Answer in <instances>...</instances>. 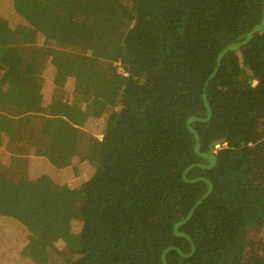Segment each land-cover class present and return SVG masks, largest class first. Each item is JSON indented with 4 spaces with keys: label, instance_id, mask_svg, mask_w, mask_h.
<instances>
[{
    "label": "trees",
    "instance_id": "trees-1",
    "mask_svg": "<svg viewBox=\"0 0 264 264\" xmlns=\"http://www.w3.org/2000/svg\"><path fill=\"white\" fill-rule=\"evenodd\" d=\"M263 13L264 0H0V49L29 61L24 76L13 75L0 51V122H30L0 141V264H40L26 255L43 227L42 264H161L168 248L188 255L173 227L207 186L182 174L207 162L185 122L206 117L201 96L217 57ZM69 26H92L95 49ZM89 51L98 56L90 96L76 95L74 80L53 82L59 65L87 67ZM245 70L255 87L240 85ZM206 100L211 120L191 127L217 164L186 179H206L213 192L178 230L194 255L169 252L166 263L264 264V31L222 59ZM57 104L68 112L47 127ZM61 117L87 121L85 130L60 140L47 128Z\"/></svg>",
    "mask_w": 264,
    "mask_h": 264
},
{
    "label": "crops",
    "instance_id": "crops-1",
    "mask_svg": "<svg viewBox=\"0 0 264 264\" xmlns=\"http://www.w3.org/2000/svg\"><path fill=\"white\" fill-rule=\"evenodd\" d=\"M5 47V48H4ZM1 47L0 51L3 50L2 52L4 54H7L5 57V61H8V64H1L2 66L9 67L10 71L13 73V75L17 76H24L28 66H29V61L28 60H21L20 58H15V55L17 54L18 51H14L13 53L9 52L7 47L4 46ZM91 53V52H90ZM92 54V53H91ZM12 56V57H11ZM92 61L87 65V67H77V66H71L68 68V65L66 66H58V74L54 78L55 83L59 81H66L69 82V80H74L71 84V90L78 96H83V97H88L92 94L91 91V86L93 85L91 83V76L94 74V70L92 69L95 63L98 62V56H95V54H92ZM11 57V58H10ZM10 58V59H9ZM41 67V58L37 60V63L33 69L34 76H38V72L40 71ZM43 72V70H42ZM99 77V76H98ZM40 78V77H39ZM104 80L103 78H101ZM43 80V79H39ZM66 82V83H67ZM70 83V82H69ZM66 85V84H65ZM68 85V84H67ZM95 85V84H94ZM54 86V85H53ZM57 86V85H56ZM65 87V86H64ZM69 89L70 86L68 85ZM42 88V87H41ZM102 98V96L99 97V99ZM63 111V112H68L67 106L64 104H57L54 108V111H52L51 116L48 118V121L46 120L44 125L49 126L48 122H52L54 120L55 113L57 111ZM10 119L7 120H2L0 122V141H3L4 139L8 140H13L17 139L18 136L20 135V130L29 125V121L23 118L17 119L14 121L12 126H6L5 124L9 121ZM61 123L57 124L60 126H51L50 128H47L54 134H58L60 137V140H73L75 136H77V133L80 131H84L86 127V122H82L80 124L74 123L71 120H68V118L61 117L60 118ZM52 128V129H51ZM0 151L3 153H7L4 149L1 148L0 145Z\"/></svg>",
    "mask_w": 264,
    "mask_h": 264
},
{
    "label": "water",
    "instance_id": "water-1",
    "mask_svg": "<svg viewBox=\"0 0 264 264\" xmlns=\"http://www.w3.org/2000/svg\"><path fill=\"white\" fill-rule=\"evenodd\" d=\"M264 31V13L262 15V18L260 20V23L258 24V26H256L255 28H253L248 34H246L239 42L233 44V45H230L228 47H226L220 54L219 56L217 57V67L216 69L213 71V73L209 76V78L207 79L205 85H204V88H203V91H202V96H201V100H202V103H203V107H204V110L206 112V117L204 119H200V118H190L188 119L186 122H185V127H186V130L187 132L193 137L194 139V143H195V146H194V154L195 156H197L200 160L202 161H205L207 162V166L205 165H200V164H196V165H192L191 167L187 168L186 170H184L183 174H182V181L185 183V184H190V185H193V184H196V183H204L206 186H207V191L206 193L203 195V197L198 200L195 205L192 207V209L189 211V213L187 214V216L184 218V220H182L181 222L177 223L176 225H174L173 227V236L175 238H178V239H184L189 247H190V253L188 255H183L180 250H178L177 248H168L166 249L165 251L162 252L161 256H160V262L161 264H167L166 263V256L169 252H175L177 255H179L182 259H189L191 258L194 253H195V246L192 242V240L185 234L183 233H180L178 230L180 228H182L183 226H185L191 219L193 213L195 212V210L200 207L202 205V203L207 200L210 195L212 194L213 192V186L212 184L206 180V179H195V180H192V181H188L186 179V175L194 170V169H199V170H202V171H211L212 169H214L216 167V164H217V160H216V157L213 155V152H208L206 154H202L200 152V139H199V136L198 134L196 133V131H194L191 127L192 124L194 123H197V124H207L210 120H211V117H212V110L210 108V106L208 105L207 103V100H206V90H207V87L209 85V82L213 80V78L216 76L217 72H218V69L220 67V63L222 61V59L230 54V53H233V52H236V51H239L241 49H243L244 47H246L250 41L257 35H259L260 33H262ZM239 82H240V85L243 86V87H255L254 86V83H255V80H254V77H253V74L249 71V70H245L240 76H239ZM105 139V136L103 137L102 140ZM224 143V140H220L218 141V143H213L211 144V150L212 149H215L217 148V146L219 144H223Z\"/></svg>",
    "mask_w": 264,
    "mask_h": 264
},
{
    "label": "rangeland",
    "instance_id": "rangeland-1",
    "mask_svg": "<svg viewBox=\"0 0 264 264\" xmlns=\"http://www.w3.org/2000/svg\"><path fill=\"white\" fill-rule=\"evenodd\" d=\"M92 27V26H91ZM90 26H87V29H78V28H75V27H72V26H69L68 27V34L70 35L71 34V37L74 38V40L78 39L79 41L82 42V45H85L87 49L90 50L91 49H95V42H94V37L92 38L91 37V31H92V28ZM57 36L59 37V32L57 30ZM105 35V31L102 32L101 34H98V38H102L103 36ZM112 36H114V34H111ZM121 36V34H119ZM68 37V42H70V40ZM115 38V36L113 37V39ZM81 39V40H80ZM90 52V51H89ZM92 52V51H91ZM257 85V82L255 81L254 83V86ZM48 124L50 125V123L48 122ZM101 140V138H100ZM62 227H63V224H60ZM56 227L57 229H61L62 227ZM64 228V227H63ZM44 229V230H43ZM43 230V231H42ZM36 231V232H35ZM35 233L33 232V236L31 235L29 238V240L32 242L31 244V247L26 255V257L28 258H31L32 260L42 264V262L48 257V247H47V240L50 239V236L47 235L46 236V239L44 238V236H40V235H43V234H40V232H44L45 231V228H38V229H35ZM62 233H60V235L63 237L64 234L66 235V231L63 232L61 231ZM38 234V236H36ZM38 237L40 238L39 241H37ZM67 237H68V234H67ZM37 238V239H36Z\"/></svg>",
    "mask_w": 264,
    "mask_h": 264
},
{
    "label": "built area",
    "instance_id": "built-area-1",
    "mask_svg": "<svg viewBox=\"0 0 264 264\" xmlns=\"http://www.w3.org/2000/svg\"><path fill=\"white\" fill-rule=\"evenodd\" d=\"M118 74L124 76L123 71L121 69L118 70Z\"/></svg>",
    "mask_w": 264,
    "mask_h": 264
}]
</instances>
